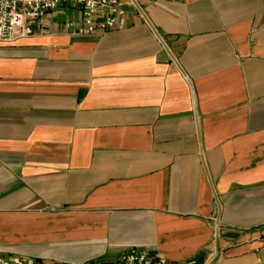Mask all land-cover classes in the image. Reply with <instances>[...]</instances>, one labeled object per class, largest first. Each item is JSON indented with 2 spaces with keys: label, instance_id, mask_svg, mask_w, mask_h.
<instances>
[{
  "label": "crops",
  "instance_id": "obj_1",
  "mask_svg": "<svg viewBox=\"0 0 264 264\" xmlns=\"http://www.w3.org/2000/svg\"><path fill=\"white\" fill-rule=\"evenodd\" d=\"M122 2L0 42V254L264 264V0Z\"/></svg>",
  "mask_w": 264,
  "mask_h": 264
},
{
  "label": "built area",
  "instance_id": "obj_2",
  "mask_svg": "<svg viewBox=\"0 0 264 264\" xmlns=\"http://www.w3.org/2000/svg\"><path fill=\"white\" fill-rule=\"evenodd\" d=\"M63 4L79 8L82 13L81 30L85 34L107 32L118 25L125 12L122 0H0V42L11 43L34 33L32 23H40L49 12ZM0 264H49L23 256H3ZM116 264H201L195 258L172 261L154 256L146 251H130L123 254Z\"/></svg>",
  "mask_w": 264,
  "mask_h": 264
}]
</instances>
